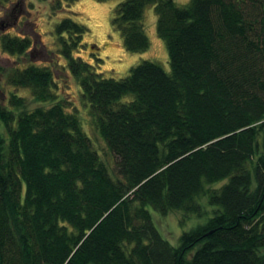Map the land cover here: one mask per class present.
Segmentation results:
<instances>
[{
  "label": "trees",
  "instance_id": "trees-1",
  "mask_svg": "<svg viewBox=\"0 0 264 264\" xmlns=\"http://www.w3.org/2000/svg\"><path fill=\"white\" fill-rule=\"evenodd\" d=\"M118 1L112 27L132 53L150 48L153 6L170 72L97 73L76 55L77 0L47 1L39 62L33 9L0 0L13 62L0 63V264H264V0ZM57 71L79 85L117 176L58 98ZM150 208L180 224L213 215L172 246Z\"/></svg>",
  "mask_w": 264,
  "mask_h": 264
},
{
  "label": "rangeland",
  "instance_id": "rangeland-1",
  "mask_svg": "<svg viewBox=\"0 0 264 264\" xmlns=\"http://www.w3.org/2000/svg\"><path fill=\"white\" fill-rule=\"evenodd\" d=\"M16 1V0H13ZM48 0H23L24 7L33 9L30 13L32 21L36 22V30L40 37H36L34 45L38 48L36 60L39 62L49 61L46 56L47 47L51 43V35L49 31L52 23L49 20L47 12ZM178 6L187 5L190 0H174ZM118 0L109 2H98L96 0H77L73 5V12H76L75 19L77 22L84 24L87 28V34L83 38L81 48L76 54L81 57L86 63H90L96 67L97 73H102L104 77L113 79H122L129 75L132 67L150 61L160 64L167 72L171 71L170 59L165 42L159 38L157 34V15L153 6L148 7L145 14V30L150 40V48L141 53H132L126 50L123 44L121 34L112 27L113 10L119 3ZM33 4V8H31ZM2 9V8H1ZM3 10V9H2ZM18 17V16H17ZM19 21L16 18L15 23ZM28 32H31L28 30ZM40 41L44 43L41 46ZM0 63L5 68L13 66V62L8 59V56L1 51L0 47ZM52 63V62H51ZM50 63V64H51ZM44 64V63H42ZM47 64V65H50ZM51 66V65H50ZM56 92L58 98L65 101L68 112L78 114L82 122L85 132L92 139L97 152L102 156L108 164L110 171L114 176H117L118 158L111 153L105 140L96 130L92 115L90 114V105L84 101L80 94L79 85L68 76V74L57 71ZM19 95L27 97L28 107L33 109L37 103L31 97V94L26 90H17ZM209 209V208H208ZM155 222L160 231L168 239L172 246L179 245L180 236L187 231L192 230L198 225L204 224L212 212L205 217L191 216L184 223L180 224L182 215L176 212H171L167 215H160L150 208ZM211 211V208H210Z\"/></svg>",
  "mask_w": 264,
  "mask_h": 264
}]
</instances>
